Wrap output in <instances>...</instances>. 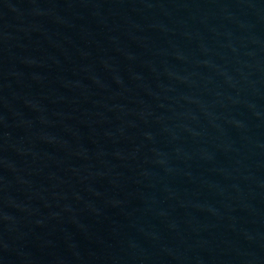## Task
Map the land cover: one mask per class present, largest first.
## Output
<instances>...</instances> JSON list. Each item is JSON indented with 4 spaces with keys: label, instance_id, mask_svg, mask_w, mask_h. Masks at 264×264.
<instances>
[{
    "label": "water",
    "instance_id": "water-1",
    "mask_svg": "<svg viewBox=\"0 0 264 264\" xmlns=\"http://www.w3.org/2000/svg\"><path fill=\"white\" fill-rule=\"evenodd\" d=\"M0 264H264V0H0Z\"/></svg>",
    "mask_w": 264,
    "mask_h": 264
}]
</instances>
